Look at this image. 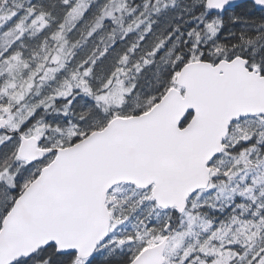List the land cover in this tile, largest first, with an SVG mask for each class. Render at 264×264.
<instances>
[{"label": "snow or ice", "instance_id": "6c2138e0", "mask_svg": "<svg viewBox=\"0 0 264 264\" xmlns=\"http://www.w3.org/2000/svg\"><path fill=\"white\" fill-rule=\"evenodd\" d=\"M0 264H264V0H0Z\"/></svg>", "mask_w": 264, "mask_h": 264}]
</instances>
